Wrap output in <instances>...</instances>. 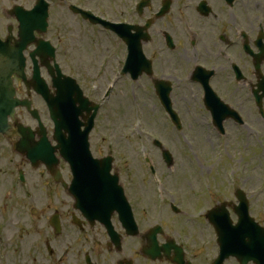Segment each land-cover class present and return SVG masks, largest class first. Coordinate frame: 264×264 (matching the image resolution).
<instances>
[{"label": "rangeland", "instance_id": "obj_1", "mask_svg": "<svg viewBox=\"0 0 264 264\" xmlns=\"http://www.w3.org/2000/svg\"><path fill=\"white\" fill-rule=\"evenodd\" d=\"M185 176H187V175L184 173L183 174V177H185ZM42 190L45 191V193L43 194V197H46V194H48L47 193V188L46 187H43Z\"/></svg>", "mask_w": 264, "mask_h": 264}]
</instances>
